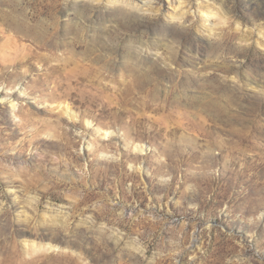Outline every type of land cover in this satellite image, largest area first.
Here are the masks:
<instances>
[{
	"label": "rangeland",
	"instance_id": "obj_1",
	"mask_svg": "<svg viewBox=\"0 0 264 264\" xmlns=\"http://www.w3.org/2000/svg\"><path fill=\"white\" fill-rule=\"evenodd\" d=\"M69 1L0 0V264H264V0Z\"/></svg>",
	"mask_w": 264,
	"mask_h": 264
},
{
	"label": "bare ground",
	"instance_id": "obj_2",
	"mask_svg": "<svg viewBox=\"0 0 264 264\" xmlns=\"http://www.w3.org/2000/svg\"><path fill=\"white\" fill-rule=\"evenodd\" d=\"M69 1V0H67ZM84 1V0H83ZM91 1V2H94V1H99V0H88V2ZM115 1V0H114ZM215 1V0H214ZM70 2V1H69ZM217 2V1H216ZM214 2V3H216ZM220 2V1H218ZM181 0H127V6L138 11V12H141V13H144V12H147V11H152V12H155V13H158L160 11V9H162L164 12L168 13L171 15V20H174V21H181L182 20V17L181 14L178 13L181 12L180 10H178V6L181 4ZM212 3V2H211ZM183 4V3H182ZM187 4V3H185ZM185 4H183L185 6ZM204 4L206 5V3L204 2ZM213 4V3H212ZM188 5V4H187ZM222 5V4H221ZM223 6V5H222ZM211 7L214 8V5H209L208 2H207V5H206V10L207 11H210V9H212ZM210 8V9H209ZM225 8L226 6L221 8H214V10H216V14L219 16L224 17L226 14H224L225 12H227V10L225 11ZM178 10V11H177ZM185 10V9H184ZM213 10V9H212ZM225 12H224V11ZM200 13L201 12H204V11H199ZM11 13V12H10ZM205 13V12H204ZM209 14H206V16L204 18H202L203 21H205V23H209V21H212L214 19V17L216 16L213 15L214 12H207ZM212 14V15H211ZM194 15V13H193ZM203 17V16H202ZM213 17V18H212ZM16 18V17H15ZM220 18V20H221ZM9 19V18H8ZM225 20V19H224ZM223 20V21H224ZM11 21V22H10ZM10 21H8L9 23V26L10 28H7L6 31H4L3 29H0V38H3L5 37L7 43H9L11 45V49L14 50L12 52L13 55L8 54L7 56L10 57V61L8 62V65L10 66H17V65H20L22 67L25 68V70H27L29 66H33L32 64H28L26 63V61L29 59V58H36V53H32L31 54V49L26 47L25 45H16L14 42L12 41H17V40H25V36L22 35V28L20 27V25L18 24L17 22V19H10ZM178 25V24H177ZM206 26V24H205ZM209 26V25H208ZM9 33V34H8ZM8 34V35H6ZM36 34V33H35ZM211 36V35H210ZM261 36L264 38V33H261ZM247 42V41H246ZM5 44V43H3ZM2 44V45H3ZM5 46V45H3ZM35 51V50H34ZM4 55V54H3ZM7 56H3V59L6 60L5 58ZM32 56V57H31ZM2 57V55H1ZM2 59V58H0ZM38 59L40 60V57L38 56ZM7 65V66H8ZM4 64L1 66V63H0V74L2 73V71L4 70ZM132 66V65H131ZM138 66V65H136ZM142 85V84H141ZM250 85L252 86L251 89L255 90L257 88L256 85H254L253 82L250 83ZM253 85L255 88H253ZM140 88V87H139ZM21 93V92H20ZM9 105H10V109L12 111V113H14V116L16 117L20 111H21V107L19 106L18 108V102L15 101V99L13 100H9ZM58 108V107H57ZM222 108V107H221ZM225 110L226 109V106H225ZM224 109H221V111H225ZM62 113L64 115H66L67 117H70L71 119L74 117L73 113L71 112V110L68 108V107H63L61 109ZM17 112V113H15ZM220 112V111H219ZM20 115V114H19ZM190 124V123H189ZM192 124V123H191ZM199 128L202 129L201 125H199ZM211 128H208L207 130L203 131V134L205 137L209 138L208 140H215L213 139V137L215 136L211 130ZM106 133V136L108 135L107 132ZM233 134H236V138H237V141H232L230 144L233 145V148L234 149L235 147H238V145H249V144H252V136L251 134H240V133H236V132H233ZM217 144L220 146H226L227 142H219V141H216ZM135 151H138V152H143V148L141 146H135ZM230 153V152H229ZM31 245V249L34 251V252H44V253H49V252H56V249H59L61 250L57 245H54L52 241H49V242H46L44 244H35L34 242ZM29 245V246H30ZM31 250V251H32ZM58 250V251H59ZM57 251V252H58ZM58 254V253H57ZM59 255V254H58ZM60 257V255H59ZM57 258V257H56ZM50 259V258H49ZM8 260V259H7ZM52 260V259H51Z\"/></svg>",
	"mask_w": 264,
	"mask_h": 264
}]
</instances>
